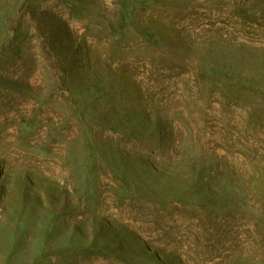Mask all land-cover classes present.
I'll return each mask as SVG.
<instances>
[{"label":"rangeland","instance_id":"obj_1","mask_svg":"<svg viewBox=\"0 0 264 264\" xmlns=\"http://www.w3.org/2000/svg\"><path fill=\"white\" fill-rule=\"evenodd\" d=\"M0 264H264V0H0Z\"/></svg>","mask_w":264,"mask_h":264}]
</instances>
